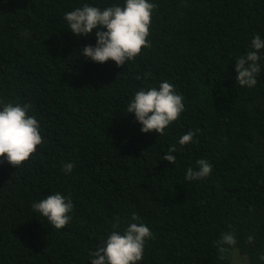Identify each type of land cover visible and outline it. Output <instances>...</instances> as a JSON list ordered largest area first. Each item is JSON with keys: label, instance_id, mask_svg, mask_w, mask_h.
<instances>
[{"label": "trees", "instance_id": "obj_1", "mask_svg": "<svg viewBox=\"0 0 264 264\" xmlns=\"http://www.w3.org/2000/svg\"><path fill=\"white\" fill-rule=\"evenodd\" d=\"M150 2L151 47L117 67L78 56L95 30L77 37L64 15L124 0H0V101L31 103L43 138L19 168L0 162V264H91L114 218L123 232L132 213L153 233L138 264H235L233 248L264 264V51L257 84L235 80L236 58L264 39V0ZM164 80L185 110L164 135L142 133L127 104ZM174 144L175 165L163 160ZM202 158L211 175L186 181ZM55 192L74 203L59 230L31 207ZM229 231L237 243L220 259Z\"/></svg>", "mask_w": 264, "mask_h": 264}, {"label": "clouds", "instance_id": "obj_2", "mask_svg": "<svg viewBox=\"0 0 264 264\" xmlns=\"http://www.w3.org/2000/svg\"><path fill=\"white\" fill-rule=\"evenodd\" d=\"M157 7L150 0H124L121 4H112L104 8L84 3L81 7L65 13L64 20L68 29L77 37L88 36L95 30V45L88 44L79 50L83 56L93 63L104 64L111 60L117 67H123L135 60L143 48L151 47L148 40L153 10ZM264 51V39L255 35L250 43V50L236 58L235 80L240 86L252 88L257 84V75L261 71V52ZM151 73H145V78ZM31 103H12L0 101V162L19 168L27 161L43 138L40 134L39 121L31 111ZM185 110L183 97L175 90V86L167 80L161 81L157 87L137 90L127 104V113L134 114L141 125L142 133L156 132L164 135L165 129L178 120ZM198 132V130H196ZM196 133L189 131L182 135L178 143L184 146L193 142ZM177 151L172 145L163 160L175 165ZM74 168L72 162L63 164L62 171L70 174ZM213 165L206 159H198L195 167L186 169V181H199L209 177ZM32 209L44 217L52 228H64L71 221L70 213L74 210L71 197L60 192L51 193L45 198L32 203ZM130 223L121 232L119 217L114 218L113 231L107 239L90 252L91 264H138L143 259L145 242L153 233L143 223H137L140 217L132 213ZM252 236L248 240H253ZM220 259L225 258L229 248L237 243L231 231L221 234L217 240ZM264 261V255L259 257Z\"/></svg>", "mask_w": 264, "mask_h": 264}, {"label": "rangeland", "instance_id": "obj_3", "mask_svg": "<svg viewBox=\"0 0 264 264\" xmlns=\"http://www.w3.org/2000/svg\"><path fill=\"white\" fill-rule=\"evenodd\" d=\"M235 264H249L247 258L241 255L236 248H233L230 253Z\"/></svg>", "mask_w": 264, "mask_h": 264}]
</instances>
